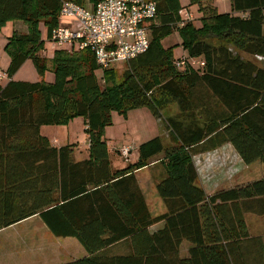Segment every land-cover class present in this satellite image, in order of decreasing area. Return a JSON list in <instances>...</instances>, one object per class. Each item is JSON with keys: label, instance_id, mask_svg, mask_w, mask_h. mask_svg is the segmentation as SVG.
<instances>
[{"label": "trees", "instance_id": "obj_1", "mask_svg": "<svg viewBox=\"0 0 264 264\" xmlns=\"http://www.w3.org/2000/svg\"><path fill=\"white\" fill-rule=\"evenodd\" d=\"M63 1L0 0V28L8 22L26 27L13 30L4 47L0 230L37 216L54 237L75 240L83 250L63 264H264V236H250L244 219L264 218V178L207 194L191 159L228 144L245 166H264V68L237 54L264 58V0H229V13H219L210 0H188L200 14L199 27L182 21L179 0H150L156 17L148 48L119 75L100 69L88 49L42 55L44 39L60 25ZM174 32L180 45L164 48L161 41ZM177 47L204 66L176 69ZM26 61L38 81L12 80ZM170 104L177 112L166 116ZM137 109L164 118L170 146L154 137L137 147L136 162L114 169L105 129L114 112L126 119ZM77 118L88 141L82 161L74 159L73 146L56 148L40 135L41 126H67ZM155 157L161 168L155 190L165 207L158 216L149 212L134 175ZM158 223L163 228L149 233ZM184 241L191 247L181 258ZM118 243L128 253L112 254Z\"/></svg>", "mask_w": 264, "mask_h": 264}, {"label": "rangeland", "instance_id": "obj_2", "mask_svg": "<svg viewBox=\"0 0 264 264\" xmlns=\"http://www.w3.org/2000/svg\"><path fill=\"white\" fill-rule=\"evenodd\" d=\"M182 6L187 4V0H180ZM188 6V5H187ZM191 11H188L191 14V21L192 23L197 26L198 25V17L199 12L196 11V7L190 8ZM218 11L225 12L230 11V2L229 0H225L224 2L218 3ZM193 12V13H192ZM198 14V15H197ZM72 20L62 17H59V24L61 25H68ZM149 26V25H148ZM17 30L18 32L26 31V27L21 22H8L6 25H4L2 28H0V70L3 71V69L7 66L8 63V55L4 51V47L6 45V39L10 36L12 33V30ZM149 31V29H148ZM264 33V32H263ZM150 34V33H149ZM162 42V41H161ZM180 38L176 32L169 35L165 40H163L162 44L163 46H173L179 45ZM232 49V48H231ZM57 49H53L51 43L48 40L44 39V51L42 53L43 56H45L47 59H51L53 57L54 51ZM181 53V50L176 48V51L173 52V55L177 56L174 57L176 59L181 58L182 56L178 57V55ZM239 56H241L246 61H251L252 63L256 64L259 67L264 68V58L258 57V56H250L241 52H237ZM186 57V56H185ZM125 63L116 64L114 67H112L114 70H116L117 74H121ZM100 69L95 72V74L100 77ZM45 80H53V76L50 71H46L44 74ZM13 80H21V81H38V75L31 63V61H26L19 70L13 75ZM6 80L2 79L0 83H4ZM177 112V106L175 104H170L167 109L165 110V115H174ZM117 116V117H116ZM129 119L127 122H123V119L114 112L112 114V122L111 125L106 127V141L108 143V152H109V159L112 162V165H114L117 161L121 162V166L126 167L127 165H131L134 162L137 161L138 153H137V146H139L141 143L148 141L154 137H160L163 141V144L165 147L170 146V139L168 137L167 128L164 123V118L161 120H157L154 117L150 115V113L146 109H137L134 111L129 112ZM116 118V119H115ZM60 129H55V126H41L40 127V135L43 137H46L48 140H50L51 143L57 142L56 145H72L75 148H78L81 152H86L85 149V132L83 131V127L80 121H72L71 125H68L67 127L60 126ZM55 139V142H54ZM125 147H131L130 153L127 154L126 157L122 156L120 153V149ZM117 149L118 152L116 153L117 156L121 157L122 159H119L118 157H113V151ZM198 155V154H197ZM202 155V154H201ZM200 157H196V165L199 170V176L202 177L205 173H211L213 177H218L221 175L223 171H225L227 168H229V171H234V175L231 178V180L224 181L221 183L220 187L217 190H222L227 188L228 186L234 184H240L241 183H251L254 181H258L260 179L264 178V167L261 165V163H253L249 166H245L241 163L239 158L237 157L236 153L233 151V149L230 146L224 145L218 149L214 153H211L209 155L203 154ZM205 157H208L209 159L205 161ZM126 160V161H124ZM157 168L160 169V166L157 165ZM157 168H144L143 170L139 171L140 173L137 174L138 179L140 180L142 184V190L145 195L146 203L148 205L149 211L151 213L160 211L161 213L164 210L163 204L161 199L158 197L154 183L156 182V174H157ZM238 171V172H237ZM237 172V173H236ZM198 182L201 186V180L198 179ZM158 207V209H157ZM157 210H155V209ZM160 208V210H159ZM159 212V213H160ZM245 224L248 229V231L255 235V234H262L264 233V218L261 216L253 215V214H245L244 216ZM25 222V223H24ZM23 224L21 223L18 227H16L13 231H7V235H9L10 241L12 243H17L18 240L12 238L13 234L16 232L20 235V232H24L27 234H32V239L37 240L38 232H35L37 229L34 227L35 225L42 226V230L44 231L43 235H46L50 240H63L62 238H56L54 237L42 224L39 218H30L26 221H24ZM23 237V236H22ZM72 242H74L76 245V241L69 239ZM21 241V240H20ZM26 242V240L24 239ZM36 242V241H34ZM33 242V243H34ZM27 245H29L30 240L26 242ZM38 245L36 247L38 248L40 244H43L46 246V244L42 242H38ZM33 246V245H31ZM42 246V247H44ZM78 248H81L79 245H77ZM68 249L70 247H67ZM42 249V248H41ZM40 249V250H41ZM67 251V250H66ZM40 251L38 250V253ZM51 252L50 246L49 249L46 250L44 253ZM37 253V254H38ZM65 254H71L72 251L69 249V251L64 252ZM67 254V255H68ZM74 254V253H73ZM54 255V254H53ZM72 255V254H71ZM38 258L43 259V256H38Z\"/></svg>", "mask_w": 264, "mask_h": 264}, {"label": "built area", "instance_id": "obj_3", "mask_svg": "<svg viewBox=\"0 0 264 264\" xmlns=\"http://www.w3.org/2000/svg\"><path fill=\"white\" fill-rule=\"evenodd\" d=\"M179 15L182 21L191 20V14L184 9L179 11ZM60 16L72 21L68 25L60 24L51 31L49 42L52 48L67 52L88 49L93 53L96 65L105 70L146 51L150 42L148 25L156 17V6L150 0H97L95 3L90 0H82L81 3L67 0L61 4ZM173 65L181 70L186 66L203 67L204 63L195 58L181 57L174 60ZM2 79L7 77L0 70V81ZM130 150L131 147L123 146L120 153L126 157ZM202 155H193L192 163L205 193H213L222 182L231 180L234 171L230 172L227 168L218 177L214 178L211 173L200 177L195 159L197 156L204 157ZM208 159L205 157V161Z\"/></svg>", "mask_w": 264, "mask_h": 264}, {"label": "crops", "instance_id": "obj_4", "mask_svg": "<svg viewBox=\"0 0 264 264\" xmlns=\"http://www.w3.org/2000/svg\"><path fill=\"white\" fill-rule=\"evenodd\" d=\"M224 1L225 0H210V3L214 7L218 8V3H221V2H224ZM179 3H180V6L182 7V9H184L186 11H191L190 8L196 7V6H189L188 0H187V4L184 5V6H182L180 0H179ZM196 11H197V7H196ZM218 12L219 13H229L230 11H225V12L218 11ZM199 18H200V14H199L198 19ZM199 26H200V23L198 21L197 27H199ZM22 32H24V31H22ZM263 32H264V26H263ZM163 40H165V39H163ZM163 40H162V42H163ZM180 43H181V41L179 42V45H180ZM176 44H178V43H176ZM162 46H163V44H162ZM163 47L164 48H168L170 46H167V47L163 46ZM178 49L181 50V53L178 55V57H180V56L185 57L187 55L186 52L183 51L180 47H178ZM174 51H176V49ZM174 57H177V56L174 55ZM8 64H9V60H8L7 66L3 69V71L1 70L2 72H5L6 71V69L8 67ZM12 80H13V77H12ZM7 81L8 80L6 79V81L4 83L2 82V84H5ZM15 81H21V80H15ZM45 81H47V80H45ZM47 82H51V81L48 80ZM128 115H129V113L127 114L126 119L122 118L121 116H119V118L121 117L123 119V122H127L128 119H129V116ZM76 120H78V121L81 122L82 127H83V131H84L85 125H84L83 120L81 118H77V119H74L73 121H76ZM71 122L68 125H71ZM67 126H64V127H67ZM59 127L60 126H55V129H60ZM85 137H86V135H85ZM105 139H106V130H105ZM48 141L50 142V140H48ZM54 142H55V139H54ZM50 144H51V146L56 147V148H59V147H62V146H67V145H63V144L56 145V144H58L57 142H55V143H51L50 142ZM106 144H107V148H108L107 141H106ZM226 145L229 146L228 144H226ZM68 146H72V145L68 144ZM85 149H86V152H81L80 150H78V148H75L73 146V156H74V159L76 161H82V160H85V159L88 158V141H87V137H86V142H85ZM117 152H118L117 149H115L113 151V157L115 156V157H118L119 159H122L121 157H119V156L116 155ZM108 154H109V152H108ZM157 158L158 157L152 158L150 160V161H152V163L148 167H145V168H149V167L157 168V165H158L157 162L156 161H153V160H156ZM124 161H126V160H124ZM110 163H111L112 168H114V169H122V168H124L123 166H121V162H118L117 161L114 165H112V162L110 160ZM255 163H259V162H255ZM143 169H141V170H143ZM141 170L135 171L134 172V175H135V177H136V179L138 181V185H139V187H140V189L142 191V194H143V196L145 198L144 192H143L142 187H141L142 184H141L140 180L137 177V174L140 173L139 171H141ZM160 177H161V168L160 169L157 168V174H156V177H155L156 182L154 183V187H155L156 183L158 182V180L160 179ZM246 184H248V183H241V185L240 184H234V183H232V185L228 186L225 189L233 188L235 186H243V185H246ZM211 193L212 192H208L207 194H211ZM145 201H146V199H145ZM162 204H163V202H162ZM146 205H147V203H146ZM147 207H148V205H147ZM163 207H164V205H163ZM157 209H158V207H157ZM157 209H155V210H157ZM148 210H149V208H148ZM159 210H160V208H159ZM159 212L160 211H158L156 213L155 212H153V213L150 212V213H151L152 216L161 215V214H163L165 212V207H164V210H163L162 213L161 212L159 213ZM32 218H38V217L35 216V217H32ZM24 221H26V220H24ZM24 221L0 230V264H63V263H67V262L74 261L77 258H80V257H82V256L85 255L84 252H83V250L81 248H78V246L74 242H72L71 240H69V239H66V240H63V241H60L59 239H57V240H50L46 235H43L44 234L43 233L44 231L42 230V226H40V225H35L34 226L37 229L35 232H38V234H39L38 235L39 238L37 240H34L36 242H34L33 239H32V237H31L32 234H34V233H32L30 235V234H27V233H24V232H20V235H19L16 232L15 234H13L12 238L15 237V239H17L18 242L17 243L16 242L15 243H12L10 241L9 235L6 234L7 231H9V230L10 231H13L21 223L23 224ZM163 226H164L163 223L154 224V225H152V226L149 227L148 231H149V233L152 234V233H155V232L161 230L163 228ZM45 228L47 229L46 226H45ZM248 233H249L250 236H264V233H262V234H255V235L251 234L249 231H248ZM24 239L26 240V242L30 240L29 245H27V243L24 241ZM39 241L42 242V243H44V244H46V246H44L43 244H40L39 247L37 248L36 245H38L37 243ZM31 245H33V246H31ZM42 246H44V247H42ZM49 246H50L51 252L44 253L46 250L49 249ZM67 247H70L69 249L72 251V253H71L72 255L67 253V251H69V249ZM190 247H191V245L188 242H185L184 241V242L181 243V245L179 247V255H180L181 258H186L187 257L188 250L190 249ZM38 250L40 251L39 253H38ZM109 250H110V252L112 254H126V253H128L127 247L125 245L121 244V243H118V244L114 245ZM64 252H66L68 255L65 254ZM43 255H44V258L43 259L38 258V256H43Z\"/></svg>", "mask_w": 264, "mask_h": 264}]
</instances>
